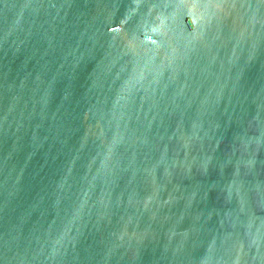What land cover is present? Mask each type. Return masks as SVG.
Instances as JSON below:
<instances>
[{
    "label": "water",
    "instance_id": "1",
    "mask_svg": "<svg viewBox=\"0 0 264 264\" xmlns=\"http://www.w3.org/2000/svg\"><path fill=\"white\" fill-rule=\"evenodd\" d=\"M0 264H264V0H0Z\"/></svg>",
    "mask_w": 264,
    "mask_h": 264
}]
</instances>
